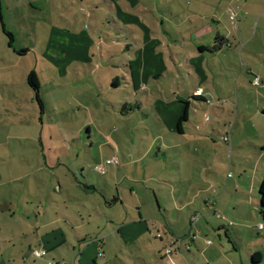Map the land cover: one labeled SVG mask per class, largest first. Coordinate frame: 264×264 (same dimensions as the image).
<instances>
[{"label":"rangeland","instance_id":"obj_1","mask_svg":"<svg viewBox=\"0 0 264 264\" xmlns=\"http://www.w3.org/2000/svg\"><path fill=\"white\" fill-rule=\"evenodd\" d=\"M138 1L137 10L127 0L117 2L127 16L141 20L131 23L134 31H126L117 10L104 0H0L3 23L13 36L10 48L0 25V193H43V203L46 197L52 204L64 197L79 212V204L97 208L96 199L100 223L109 219L108 213L113 222L124 220L123 208L107 209L102 198L103 193L110 204L113 194L121 193L133 216L138 217L137 204H149L153 218L168 220L192 264L207 263L201 246L188 237L190 220L196 232L213 227L198 237L203 247L217 248L213 264H250L253 253L264 264V220L258 209L264 178V18L242 20L239 36L231 31L228 42L235 50L225 45L217 55L200 58L189 48L201 42L198 35L227 34V23L232 28L227 17L220 24L211 20L212 11L221 17L218 0H207L208 5L205 0ZM147 19L149 25L143 22ZM141 25L153 41L150 48L136 46ZM128 59H141L134 64L136 72L142 62L154 66L144 73L147 92L133 90L124 67ZM30 72L40 85L41 116L27 86ZM115 77L118 89L111 88ZM196 88L205 91L207 103L192 101ZM178 92H185L192 104L186 126L201 136L197 142L160 131L148 102L156 98L169 106L166 111L175 112ZM171 100L178 104L172 106ZM123 104L133 111L122 115ZM160 139L179 149L169 150ZM115 157L116 165H107L103 173L95 170ZM153 193L165 212H158ZM31 237L18 240L29 243ZM122 247L126 254L135 249ZM41 248L32 246V262L57 264L49 255H33Z\"/></svg>","mask_w":264,"mask_h":264},{"label":"crops","instance_id":"obj_2","mask_svg":"<svg viewBox=\"0 0 264 264\" xmlns=\"http://www.w3.org/2000/svg\"><path fill=\"white\" fill-rule=\"evenodd\" d=\"M118 1L120 0H104V2H109L112 6L111 10L116 9L118 19L123 23V28L126 31L132 30L130 25L131 23H141V20L138 16L134 15L132 18L118 6ZM133 7V10H137L140 7L138 0H127ZM203 5H208L207 0L204 1ZM220 4L221 17L217 16L216 12L212 11L211 17L212 22L216 23L223 22V19L226 17L229 20V11H232L238 19V26L235 24V27L232 26L231 29H228L227 24H224L227 34H222L220 30L217 31L215 36L207 33L198 35L197 37L201 39V42H195L192 46H186L192 48L196 56L202 58L203 55H217L222 51L223 47L227 45V49L235 50L236 47L228 42V39L233 36L232 32H235L237 36L241 32V21L246 20L251 16H256L258 20L264 18V0H218V5ZM138 14L142 15V19H145L144 11L138 10ZM171 17H174V13L169 9ZM125 15V16H124ZM0 16L3 21V12L1 9L0 3ZM137 22H136V21ZM158 21L157 19H155ZM146 25H149V21L144 20ZM191 22V21H190ZM4 24V23H3ZM155 26V24L153 23ZM163 25L161 21V26ZM142 26V25H141ZM5 27V25H4ZM143 32L139 31L140 40L136 43V46L144 45V48L151 47L153 41L150 40L149 36L144 32L146 28L142 26ZM2 30V29H1ZM6 30V28H5ZM232 31V32H231ZM3 33V32H2ZM145 33V34H144ZM234 33V34H235ZM202 36V37H200ZM145 37V38H144ZM214 37V38H213ZM216 37H222L223 46L219 51L215 53H204L198 51V47L207 46L211 47L214 45ZM142 38V40H141ZM146 42H143L146 40ZM203 41H205L203 43ZM183 47H185L183 45ZM126 51L129 53V46H126ZM232 50V52H233ZM142 58L141 56H139ZM191 60V57H188V61ZM138 62H141V59H138L135 63L133 60H127L124 64L126 69V77H130L132 82V88L134 91L141 90L147 92L143 84V77L145 76V71L147 69L153 68L151 64L142 62L138 68L141 72H136L134 64L138 66ZM149 65V66H148ZM151 76V75H149ZM125 77V76H124ZM156 79L159 75L151 76ZM126 81V78H124ZM30 89V88H29ZM200 90L196 88L195 92ZM202 92L201 96L192 97V101L206 103L201 100L207 101L205 98V91ZM33 95V93H32ZM156 97L158 94H154ZM195 95V94H194ZM178 100V103L181 105L177 106V110L166 111V108L169 109V106L165 102L160 100L148 98L150 106L158 117V127L164 132L168 133L169 136L178 134L182 137L183 140L187 142H197L202 139L201 136L193 134L191 130H187L186 124L190 122L189 120V108L192 105L190 99L188 98L185 92H178V95L175 96ZM198 97V98H195ZM34 98V95H33ZM165 100V99H164ZM168 101H170L168 99ZM185 102L188 103L187 111V120L181 125V132H178V121L183 115ZM153 103V104H152ZM171 103L175 106L178 103H174L171 100ZM184 105V106H183ZM171 106V105H170ZM264 109L262 110V113ZM264 114V113H263ZM198 130H201L199 128ZM163 143L168 145L169 150L179 149V144H175L165 139H160ZM185 145V144H183ZM181 147V146H180ZM162 148H158V153L164 155ZM161 183V181H159ZM166 183V182H165ZM169 183V182H167ZM46 194V193H45ZM61 194V193H59ZM132 197H137V193H130ZM154 194L156 200V208L158 212H165V209L161 206L158 196ZM47 196V195H46ZM102 198L107 209L115 206L117 208H123L124 217L122 221L113 222L111 214H109V219L103 218L102 223L100 220H97L100 216L99 210L101 209L100 202L95 199V203L98 206L93 208V206H86L84 204H79L81 207L79 210L70 207V201H66L64 197H59L58 201H54L57 205V209L53 206L52 202L46 203V197H44L43 203V193H0V264H36L32 262L31 248L35 244L42 247L46 251V257L49 255L51 260L55 263H65V264H192L188 259L189 257L185 254H182V248L185 246V242L180 238H175L168 220L157 221L152 217L151 207L149 204L142 207L140 204L135 206V209L138 211V217L133 216L132 210L125 202L121 193H114L111 203H107V199L102 193ZM69 204V205H68ZM186 205H182L181 209ZM81 211H86L87 216L84 218V215ZM121 209H118V216L120 215ZM32 214V215H31ZM148 220H145L146 216ZM190 220V229L189 236L192 237V244L195 246H201L202 257L205 263L213 264L218 261V258L213 256L217 254V248L213 247H203L202 244H199L198 237H205V233H210L209 230H213V227L206 228L205 231L199 229L195 231V224H192ZM65 226L69 227V231H66ZM223 225H220L219 228L223 229ZM93 228L94 233L87 232V229ZM83 231L84 236L80 235L78 231ZM87 230V231H86ZM203 231V232H202ZM21 232V233H20ZM229 242H235L232 240V237L225 233ZM34 236L29 243H25L18 240L19 237ZM115 237V241L108 242L109 238ZM187 235H185V238ZM220 238V236H218ZM73 238V239H72ZM76 240V242L74 241ZM16 242V243H15ZM122 243L125 244L127 249H132L130 254H126ZM19 244V247L18 245ZM173 248V249H172ZM189 246H186L188 250ZM172 249V253L168 255L166 250ZM236 249V248H235ZM189 251V250H188ZM76 252V255H75ZM52 253H56L58 259L53 258ZM76 256V258L74 257ZM213 257V258H212ZM43 263V262H42ZM241 260L239 264H241ZM45 264V263H44ZM236 264V263H229Z\"/></svg>","mask_w":264,"mask_h":264},{"label":"trees","instance_id":"obj_3","mask_svg":"<svg viewBox=\"0 0 264 264\" xmlns=\"http://www.w3.org/2000/svg\"><path fill=\"white\" fill-rule=\"evenodd\" d=\"M0 25H1V29L3 34L7 37L8 39V47H12L11 43L13 41V36L10 32L5 30L3 21L1 19L0 16ZM223 38L222 37H216L215 41H214V45L211 47H207V46H200L198 47V51L200 52H204V53H215L217 51L220 50V48L223 46ZM120 79L118 77H115L112 82H111V88L112 89H118L119 87V81ZM27 86L30 88V90L32 91L33 95H34V99L35 102L38 106V110H39V114L40 116L43 114V102L40 99V85L37 79V76L35 74V72H30L27 76ZM198 98V97H195ZM200 99V98H198ZM202 101L206 102L205 100H203V98H201ZM185 107H184V111H183V115L180 118V120L178 121L177 127H178V132H181V125L186 122L187 120V111H188V103L185 102ZM133 111V107L131 105L128 104H123L121 107V114L122 115H127L130 114ZM264 113V112H263ZM258 198H259V214L260 216L263 218L264 220V178L261 181V183L259 184V189H258ZM230 244L233 246V248H236V243L235 242H230ZM261 261V256L258 253H253L250 256V264H259Z\"/></svg>","mask_w":264,"mask_h":264},{"label":"built area","instance_id":"obj_4","mask_svg":"<svg viewBox=\"0 0 264 264\" xmlns=\"http://www.w3.org/2000/svg\"><path fill=\"white\" fill-rule=\"evenodd\" d=\"M228 14H229V20H230L232 26L235 27V24H236V15H235L232 11H229ZM253 84H254L255 86H259V81H258L257 78L254 79ZM195 95H196V96H201V95H202V92H201L200 90H198V91L195 92ZM205 117H206V116H205ZM206 119H207V117H206ZM227 140H228L227 137H226V138H223V141H224V142H226ZM116 164H117V158L115 157V158H112V159L106 161L102 166H97V167L95 168V170H96L97 172H101V173H103V172L105 171L107 165H116ZM166 253H167L168 255H170V254L172 253V251H171V250H166ZM46 254H47V253H46V251H45L44 249H41L40 251H34V252H33V255H34L36 258H44V257H46ZM48 264H53V262H49ZM57 264H65V263H57Z\"/></svg>","mask_w":264,"mask_h":264}]
</instances>
